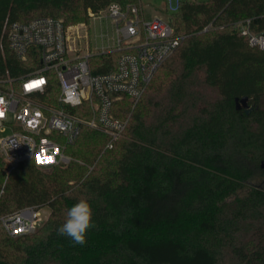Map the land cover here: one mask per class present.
<instances>
[{
  "label": "trees",
  "instance_id": "16d2710c",
  "mask_svg": "<svg viewBox=\"0 0 264 264\" xmlns=\"http://www.w3.org/2000/svg\"><path fill=\"white\" fill-rule=\"evenodd\" d=\"M112 2L139 0H0V77L25 65L7 45L6 22H88ZM241 19L264 31V0H183L175 27L184 38L135 106L115 104L128 124L112 148L82 126L67 165L31 159L7 176L0 162V217L50 211L19 237L0 222V264H264V50L237 31ZM118 55L95 56L93 71L115 69ZM244 96L249 114L236 108ZM82 199L95 224L83 246L57 231Z\"/></svg>",
  "mask_w": 264,
  "mask_h": 264
},
{
  "label": "built area",
  "instance_id": "2783aa9c",
  "mask_svg": "<svg viewBox=\"0 0 264 264\" xmlns=\"http://www.w3.org/2000/svg\"><path fill=\"white\" fill-rule=\"evenodd\" d=\"M183 0H161L159 14L146 18L143 4L112 2L91 19H110L113 34L102 32V44L93 49L82 39L90 38V22L66 25L61 18L39 16L27 22H6L4 36L10 51L25 63L15 76L0 77V162L9 176L24 161L39 154L50 157L49 168L67 165L73 157L66 152L74 144L82 126L109 137L107 148L125 132L128 120L118 117L115 104L127 99L135 106L154 79L158 68L179 47L182 35L176 34L174 15ZM250 46L264 50V31L252 27L251 19L235 22ZM82 30L85 33H82ZM118 53L115 69L95 73L93 58ZM96 62V66L99 65ZM54 79L59 85L51 95ZM43 81V83H39ZM29 85L35 87L29 88ZM49 99L44 98L49 95ZM82 106L76 114L73 108ZM89 114V115H87ZM24 142H31L30 146ZM17 144L9 149L4 145ZM58 150V151H57ZM45 208L25 207L0 222L12 237L32 234L48 219Z\"/></svg>",
  "mask_w": 264,
  "mask_h": 264
},
{
  "label": "clouds",
  "instance_id": "9594fccd",
  "mask_svg": "<svg viewBox=\"0 0 264 264\" xmlns=\"http://www.w3.org/2000/svg\"><path fill=\"white\" fill-rule=\"evenodd\" d=\"M3 103V98H0V106ZM24 143H27L33 151L31 142ZM15 145L17 144L4 145V148L9 149ZM35 163L38 166L43 165L37 162V156L35 157ZM94 227L92 208L86 200L82 199L68 210L65 222L57 231L59 235L69 238L74 244L83 246L87 243L86 236L88 231Z\"/></svg>",
  "mask_w": 264,
  "mask_h": 264
},
{
  "label": "rangeland",
  "instance_id": "374dc122",
  "mask_svg": "<svg viewBox=\"0 0 264 264\" xmlns=\"http://www.w3.org/2000/svg\"><path fill=\"white\" fill-rule=\"evenodd\" d=\"M143 4V8H144V12L146 14V18H151L153 15L155 14H159V11L157 8L155 7H159L162 5L161 0H139L138 3H134V4ZM155 6V7H154ZM175 18V15H174ZM62 19V18H61ZM91 20V17H90ZM90 20L88 22H86L87 24L90 22ZM102 32L107 33L109 32V34H113V27L111 26V20L110 19H92L90 26L88 28V34H90V38H83L82 41V47H85V44H87L88 42H90L92 44L93 49H96V47L100 46L102 44V38H101V34ZM82 33H85L84 30H82ZM96 64V63H95ZM263 106H264V101H263ZM10 132V129H8L6 132L5 131H0V137H4L6 136L8 133ZM258 179H254L253 181L258 182ZM45 211L47 213H49V209L45 208Z\"/></svg>",
  "mask_w": 264,
  "mask_h": 264
},
{
  "label": "water",
  "instance_id": "95a60500",
  "mask_svg": "<svg viewBox=\"0 0 264 264\" xmlns=\"http://www.w3.org/2000/svg\"><path fill=\"white\" fill-rule=\"evenodd\" d=\"M235 102H236V108L238 110L245 109V112L247 114H249L254 109V107L250 105V98L248 96H244L242 98L237 97L235 99ZM261 166L264 168V160L262 161Z\"/></svg>",
  "mask_w": 264,
  "mask_h": 264
},
{
  "label": "snow or ice",
  "instance_id": "6c2138e0",
  "mask_svg": "<svg viewBox=\"0 0 264 264\" xmlns=\"http://www.w3.org/2000/svg\"><path fill=\"white\" fill-rule=\"evenodd\" d=\"M39 83H43V81H40ZM29 88L31 87H35V85H29L28 86ZM0 115H3V113H0ZM58 151V150H57ZM37 162L38 163H41V164H51L53 163L54 161L52 160V158L50 157H41V155H37Z\"/></svg>",
  "mask_w": 264,
  "mask_h": 264
},
{
  "label": "flooded vegetation",
  "instance_id": "af4514ba",
  "mask_svg": "<svg viewBox=\"0 0 264 264\" xmlns=\"http://www.w3.org/2000/svg\"><path fill=\"white\" fill-rule=\"evenodd\" d=\"M250 105H252L253 106V104L250 102Z\"/></svg>",
  "mask_w": 264,
  "mask_h": 264
},
{
  "label": "crops",
  "instance_id": "0c3cea01",
  "mask_svg": "<svg viewBox=\"0 0 264 264\" xmlns=\"http://www.w3.org/2000/svg\"><path fill=\"white\" fill-rule=\"evenodd\" d=\"M92 20V19H91ZM91 20H90V23H91Z\"/></svg>",
  "mask_w": 264,
  "mask_h": 264
}]
</instances>
